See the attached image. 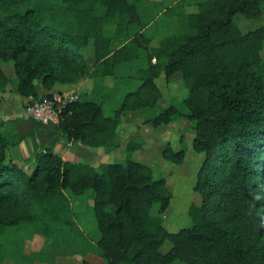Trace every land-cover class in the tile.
<instances>
[{
  "label": "trees",
  "instance_id": "1",
  "mask_svg": "<svg viewBox=\"0 0 264 264\" xmlns=\"http://www.w3.org/2000/svg\"><path fill=\"white\" fill-rule=\"evenodd\" d=\"M163 3L0 0V89L8 82L1 65L9 61L23 98H46L56 84L90 77L92 90L62 109L57 126L67 142L111 151L119 146L122 116L153 108L161 97L155 79L179 72L185 97L143 123L156 128L182 116L193 122V149L203 160L194 185L200 202L187 209L190 224L176 231L163 224L171 191L147 164L126 157L94 167L47 148L27 172L8 155L22 138L0 127V264H32L24 244L34 234L83 237L70 199L88 189L106 264H264V25L244 32L234 21L236 14L260 16L264 0ZM159 16L175 24L153 45ZM90 42L88 71L82 49ZM120 67L127 73L119 75ZM107 76L113 89L104 85ZM36 80L46 93L38 94ZM116 93L122 99L104 114L103 103ZM141 145L134 137L125 150ZM162 156L179 164L184 148L168 143Z\"/></svg>",
  "mask_w": 264,
  "mask_h": 264
},
{
  "label": "rangeland",
  "instance_id": "2",
  "mask_svg": "<svg viewBox=\"0 0 264 264\" xmlns=\"http://www.w3.org/2000/svg\"><path fill=\"white\" fill-rule=\"evenodd\" d=\"M173 1L175 0H162V2H164L165 4H170ZM234 21L238 24L242 31L246 32L258 28L261 25H264V11L260 16L256 18H244L240 14H236L234 16ZM157 23V25H162V29H159V34L162 35L167 34L169 32V29L175 24L173 20L165 21L162 16H159V18L157 19ZM112 30L113 26H109L108 31ZM158 36H156L155 41H153V45L157 44ZM117 45V42H113L114 47ZM90 49L91 43L82 49L84 57L88 62L90 59L89 55L91 56L89 52ZM261 56L264 60V46L261 51ZM92 59L93 58L90 59V62L92 61ZM1 66L2 69L5 70L4 75L8 79V83L6 85L7 96L12 98L11 100H14L16 77L13 70L12 62L9 61L3 63ZM7 73L9 75L12 73L11 75L13 76L11 79L8 78L9 76L7 75ZM117 73L119 75H124L127 73V70L124 67H120L118 68ZM155 81L157 85L161 88V98L157 101V104L153 108L147 110L146 112H139V110H137L138 115L140 116L138 118L139 120H137V116L133 113L135 112V110H133V112H129L127 114V117L129 118L132 124H129L131 126V131L126 133V129L123 126L124 132L122 133H124V135H122L121 133L122 136H126L125 138H127V142L135 137L136 139H140L142 141V145L130 154L125 150V147H122L120 148V151H116L117 156L110 154L107 156L106 160H94V162H98L97 164L90 163L87 160L83 162L88 164H96L97 167L100 164L107 162H124L126 160V157H129L131 159L143 162L150 166L152 168L154 178H163L165 180L167 188L171 191L169 207L163 214V224L169 230L176 231L179 228L188 226L190 224L189 217L187 215V209L191 204H199L200 202V196L195 191L194 185L197 179L199 167L203 160V153L197 152L193 149L192 140L195 131L193 127V122L189 121L186 117H176L171 123L167 125H160L156 128L151 126L150 124L142 123V120L146 116L160 112L168 104L178 103L187 93V89L183 85L179 72H176L167 81L165 80L164 75L160 74V76L156 78ZM36 82L39 84L38 81ZM106 83H108L110 85V88L112 89L116 87V84L112 77H107ZM16 95L19 96V94L17 93ZM122 96L123 93H116L114 96H108L110 98L103 103L104 114H112V110L119 104V101L122 99ZM121 126L122 122L117 128L118 137L121 136L119 132L121 131ZM130 126H127V128H130ZM168 143L175 151L184 148V159L181 163L175 164L163 158L162 150ZM29 159L30 157L28 159L26 158L25 162H28ZM31 169V164L28 167H24V170H26L27 172H30ZM157 211L158 207L157 205H155L152 209V213L156 214ZM83 216L88 217L90 221L89 225L86 226L87 236L90 239L95 238V240H97L96 238H98L99 233L95 227V220L93 217L92 208L89 207L88 210L84 211ZM169 246L170 243L166 240L162 248L164 251H166ZM97 250L98 252L100 251L99 248H97ZM92 254L94 255V253ZM97 255L98 258L101 257L100 254ZM100 259L103 260V258ZM4 264L11 263L9 261H5Z\"/></svg>",
  "mask_w": 264,
  "mask_h": 264
},
{
  "label": "crops",
  "instance_id": "3",
  "mask_svg": "<svg viewBox=\"0 0 264 264\" xmlns=\"http://www.w3.org/2000/svg\"><path fill=\"white\" fill-rule=\"evenodd\" d=\"M160 37L161 36L159 34L158 38ZM90 43L91 49L89 50V52L91 56L89 55V58L91 59L93 58V47L92 42ZM90 59L89 62L85 59L88 71H91L93 68L94 58L91 62ZM3 70L4 69H2V71ZM3 73L5 74V70L3 71ZM11 74L9 75L7 73V75L9 76L8 78L10 79L13 76ZM107 77L104 79V85L110 87V85L106 83ZM36 81H38L39 84ZM36 81L34 83L38 94L42 95L46 93V90L41 85L40 81ZM6 85L3 90L0 89V127L9 132L16 133L22 138L20 144L12 146L8 149L9 157H11L17 163L24 164L25 167H28L30 164L31 166H33L35 154L48 148L60 155L63 159L71 162L85 163L83 161L87 160L90 163L97 164L98 162H94V160H106L107 156L110 154L117 156L116 151H120V148L125 147L127 138H125L126 136H122L124 135V133H122L124 132L123 126L126 129V133L131 131V126L129 125L131 124V121L127 117V114L133 111L127 112L123 115L125 117L122 116L121 118L122 126L121 131H119L120 135L122 133L121 136H117L118 132L116 130V136L119 142V146L111 151H105L100 147L85 146L79 141L67 142L58 129L57 124L42 123L35 119L22 116L24 106L28 103L29 100H31L32 97L23 98L20 95L17 96L15 92L14 100H11L12 98L7 96ZM74 88H79L81 93H89L93 88V80L90 77L86 76L75 84H56L51 92L55 93L58 91H65ZM133 113L137 116V120H139L138 118L140 116L138 115L137 110H135V112ZM127 126H130V128H127ZM29 157V161L25 162V159H28ZM96 164L90 165L96 167ZM91 196L92 191L88 189L84 194L77 197H72L70 199L73 209L74 221L82 231L83 237L67 240L61 239L62 237L60 238L59 236H55L54 232H52L49 237H45L40 234H34L30 239L26 240L24 244V252L27 254H32L33 256L32 264H84V262L85 264H106L104 259H100L102 257H97V254H99V252L96 247L95 238L90 239L87 236L86 226L89 225L90 221L88 217L83 216V213L92 205ZM95 227L97 229L96 222ZM90 252L94 253V255Z\"/></svg>",
  "mask_w": 264,
  "mask_h": 264
},
{
  "label": "built area",
  "instance_id": "4",
  "mask_svg": "<svg viewBox=\"0 0 264 264\" xmlns=\"http://www.w3.org/2000/svg\"><path fill=\"white\" fill-rule=\"evenodd\" d=\"M81 91L74 88L52 93L49 97L33 99L24 106L22 116L29 117L42 123L57 124L60 113L69 103L78 100Z\"/></svg>",
  "mask_w": 264,
  "mask_h": 264
},
{
  "label": "clouds",
  "instance_id": "5",
  "mask_svg": "<svg viewBox=\"0 0 264 264\" xmlns=\"http://www.w3.org/2000/svg\"><path fill=\"white\" fill-rule=\"evenodd\" d=\"M259 197H257V199H258Z\"/></svg>",
  "mask_w": 264,
  "mask_h": 264
}]
</instances>
